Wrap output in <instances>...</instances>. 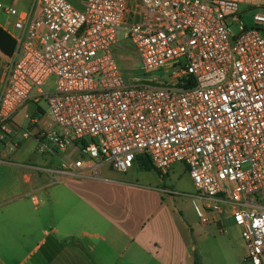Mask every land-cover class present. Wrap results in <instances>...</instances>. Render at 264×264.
I'll return each mask as SVG.
<instances>
[{
	"label": "built area",
	"instance_id": "obj_1",
	"mask_svg": "<svg viewBox=\"0 0 264 264\" xmlns=\"http://www.w3.org/2000/svg\"><path fill=\"white\" fill-rule=\"evenodd\" d=\"M17 2H0L16 32L0 60V147L21 110L45 102L38 152L67 154L51 177L85 180L106 165L127 174L144 156L162 174L182 164L207 213H228L246 260L264 264V13L249 28L239 0ZM122 39L165 79L128 85L112 52Z\"/></svg>",
	"mask_w": 264,
	"mask_h": 264
},
{
	"label": "crops",
	"instance_id": "obj_2",
	"mask_svg": "<svg viewBox=\"0 0 264 264\" xmlns=\"http://www.w3.org/2000/svg\"><path fill=\"white\" fill-rule=\"evenodd\" d=\"M11 1L0 0L5 5ZM239 1L241 8L264 12V0L254 7ZM21 2L31 9L35 0H18L17 5ZM31 104L35 112L26 116L29 126L13 123L17 135L0 147V264H195L202 231L210 226L224 234L221 227L238 228L228 213L233 223L210 214L208 225L202 219L190 225L171 201L176 194L147 181L140 160L133 167L139 169L127 174L106 165L85 180L51 177L49 171L66 163L67 154L38 152L37 135L51 124L45 109ZM23 130L30 133L22 140ZM177 166L188 172L175 164L168 175ZM217 240L233 243L222 235Z\"/></svg>",
	"mask_w": 264,
	"mask_h": 264
},
{
	"label": "rangeland",
	"instance_id": "obj_3",
	"mask_svg": "<svg viewBox=\"0 0 264 264\" xmlns=\"http://www.w3.org/2000/svg\"><path fill=\"white\" fill-rule=\"evenodd\" d=\"M68 2L77 8H81L80 0H68ZM247 2L253 3L255 6L260 4L259 0H247ZM262 4L264 5V3ZM16 6L22 11L30 9L25 2H21ZM246 9L247 8H241V14L245 11V14L242 15L243 20L249 28H252L253 16L258 13V11L254 9ZM7 21L12 23L14 19L7 18L5 15L0 14V25L5 27ZM230 25L232 26L234 32L237 33L239 31V27L235 21L231 20ZM7 28L11 33H16L12 26H8ZM112 52L123 79L128 85H155L152 81L154 78H158L159 80L165 79L163 73H160L159 71H146L143 68L139 55L130 41L122 39L113 48ZM6 59L7 58L4 57L2 51L0 50V60L5 61ZM54 84L55 78H52L49 82V87L54 86ZM40 106L44 108L47 113H49V108L45 102H42ZM34 112L35 106L33 104L26 106L16 115V117H14V125L16 124L20 128H27L30 121L26 119V116L30 117ZM13 131L14 134L17 133L15 129H13ZM28 132V130H23V132L20 131V139L23 138V134H28ZM32 140L33 138L30 137L29 141L32 142ZM137 169H139V166H135L132 171H137ZM143 173V175L147 177V181L151 183L158 182L161 187L166 185L176 194L175 197H172L174 199L171 201L174 205H176L177 212L186 218L190 225L197 226L196 223L201 222V219L208 212L206 206L211 205V201L207 200L196 191L193 182L190 180L188 172H185L183 166H177L169 175L166 173L162 174L163 176H160L156 172L147 171ZM212 216L213 215H210V213L208 214L209 219L212 218ZM221 217L226 219L229 216L225 213ZM230 221L233 223L232 219H230ZM239 229L237 228L233 231L225 229L227 231L224 234H218L217 229H214L213 227L210 228L209 226L206 231H212L210 232V235L206 231H202L201 238L197 237L199 243H195V254L200 257L202 264H251L250 261L246 260L247 250L242 239L241 230ZM195 230L199 233V226L196 227ZM220 235L231 240L233 243H218L217 239H219Z\"/></svg>",
	"mask_w": 264,
	"mask_h": 264
},
{
	"label": "trees",
	"instance_id": "obj_4",
	"mask_svg": "<svg viewBox=\"0 0 264 264\" xmlns=\"http://www.w3.org/2000/svg\"><path fill=\"white\" fill-rule=\"evenodd\" d=\"M15 49L14 40L8 35V33L0 27V50L2 51L5 58L13 53ZM140 160L143 163L145 170L147 171H155L160 176H163L161 172H159L151 163L149 157L144 156L140 157ZM195 264H202L200 257L195 254Z\"/></svg>",
	"mask_w": 264,
	"mask_h": 264
}]
</instances>
